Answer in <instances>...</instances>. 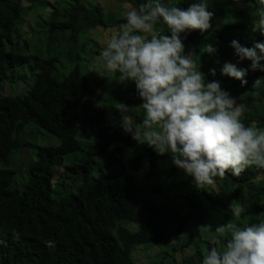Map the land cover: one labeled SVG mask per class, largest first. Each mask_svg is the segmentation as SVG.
I'll return each mask as SVG.
<instances>
[{
  "label": "trees",
  "instance_id": "obj_1",
  "mask_svg": "<svg viewBox=\"0 0 264 264\" xmlns=\"http://www.w3.org/2000/svg\"><path fill=\"white\" fill-rule=\"evenodd\" d=\"M100 1L0 0V264H136V253L152 248H146L148 243L171 242L185 234L187 246L193 247L200 226L221 222L219 210L225 208V220L232 219L228 199L244 206L249 222L264 212V169L253 165L238 177H217L221 193H209L210 186L197 188L169 153L138 146L121 129L116 104L127 105V114L140 124L142 101L134 82L120 84L118 73L107 72L101 62L92 65L102 51L95 29L118 32L126 23L121 11ZM129 1L137 9L145 2ZM186 1L162 0L181 9L188 8ZM208 4L214 13L211 27L181 33L185 54L191 51L206 82L219 81L239 97L247 126L264 130V71L250 70L248 60L237 66L249 69L242 86L221 75L220 64L223 58H238L231 41L249 48L264 42L259 25L264 3ZM31 14L33 22L25 31ZM156 27L170 35L165 25ZM206 45L217 51L209 54ZM68 58L74 64L59 74L63 68L57 63ZM22 67L34 76L27 92L3 94L7 79L29 78L28 72L18 75ZM257 79L261 83L253 87ZM40 135L45 143H37ZM28 144L35 153L20 190L14 184L12 154ZM59 185L66 187L64 194ZM241 218L234 222L243 227ZM228 238L220 237V244ZM216 245L209 243V249ZM193 248L179 264H202L200 245Z\"/></svg>",
  "mask_w": 264,
  "mask_h": 264
},
{
  "label": "clouds",
  "instance_id": "obj_2",
  "mask_svg": "<svg viewBox=\"0 0 264 264\" xmlns=\"http://www.w3.org/2000/svg\"><path fill=\"white\" fill-rule=\"evenodd\" d=\"M264 3V0H260ZM208 0H198L187 9L162 0H145L140 7L126 12V23L107 39L100 53L107 72L118 73L117 82H134L142 103L143 119L135 123L129 108L117 103L120 127L137 144H147L159 154L169 153L172 163L195 186L204 189L227 173L240 176L248 167L264 169V130L247 126L241 119L243 107L216 80L205 81L194 56L185 54L181 33L206 32L214 16ZM157 24L167 27L161 33ZM259 25L264 33V10ZM240 61L251 62L250 70L264 71V42L244 47L238 41L230 45ZM209 54L217 50L206 45ZM249 69L226 62L221 75L247 83ZM215 76V69L210 70ZM257 79L253 87L259 86ZM228 211L232 219L215 229L218 237L230 234L222 247L212 246L202 264H264V212L258 221L243 227L238 221L244 206L232 201ZM54 242H49V247Z\"/></svg>",
  "mask_w": 264,
  "mask_h": 264
},
{
  "label": "rangeland",
  "instance_id": "obj_3",
  "mask_svg": "<svg viewBox=\"0 0 264 264\" xmlns=\"http://www.w3.org/2000/svg\"><path fill=\"white\" fill-rule=\"evenodd\" d=\"M194 2H198V0H187L185 2L186 7H189L192 3ZM215 2V1H213ZM100 4L103 6H110V10L112 11H121V14L119 17H126V12L132 8H134L131 4V2L129 0H101ZM242 5H246L244 3H241ZM222 12H224V10H222ZM234 14V13H233ZM33 14H31L26 21L25 24V31H28L30 28V24L33 22V18H32ZM116 29H105L102 27H99L97 29H95L94 33H93V37L94 39H96L100 45H101V49H103V47L106 44V41L108 38L111 37V35L116 34ZM191 53V51H188L187 54ZM99 62H101L100 59V55L95 54L93 56L92 59V65H97ZM226 62H231L233 64H235L236 66L239 65H245L246 60L244 61H240L238 58H223L221 63L222 65H224ZM60 68H63L61 71H59V74H63V72H65L66 70H68L70 68V66H72L74 63L71 61L70 58L68 59H64L60 62L57 63ZM199 71H201V69H198ZM26 72H28L29 78L26 80L20 79V80H13V79H7L4 83H3V87L1 92L3 94H24L27 92V90L29 89L30 84L33 82V75H31V72L29 71V68H24L22 67L20 69V71L18 72V75H23ZM222 88L226 91L229 92V89L222 86ZM234 98L237 100V103L239 105H243V103L241 102V100L239 99L238 96H234ZM262 104L264 105V102H262ZM261 118H258V120H260ZM41 134V133H39ZM36 135V134H35ZM25 141V140H24ZM29 141V140H28ZM26 142V141H25ZM46 139H42L41 135L37 140L38 144L41 143H45ZM137 144V143H136ZM138 146H141L140 144H137ZM132 149H130V152L128 153L129 156H133V153L131 152ZM35 153V149L32 145H24L20 148L15 149L14 153L12 154V163H11V167L13 169L16 170V177H15V181L14 184L17 188H19L20 190L23 189L25 182L28 179V163L29 161L32 159L31 156H33ZM132 167L129 166V172L132 171ZM210 190H208L209 193H218L220 194L221 189L218 186L217 183H214L213 185H211L209 187ZM59 190L62 191V194L65 193L66 191V187H64V185H59ZM75 190V188L73 189ZM54 196L56 198H58L60 196V194L55 193ZM226 203H231V200L228 199L227 201H225ZM229 208V205H226ZM225 209V208H224ZM221 209L219 210L218 214L219 216H217V219H220L221 222H217V221H213L211 222L212 224L210 226L204 227V226H200L199 228V235L194 239L193 241V247L197 245H200L199 250H201V252L203 254H205L208 250H209V243L211 244H215L217 243V247H222V245L220 244V237H218V234L215 232V229L221 225H225L226 223H228V221L225 220L224 217V213L225 210ZM260 214V212H259ZM246 216H242V220L244 222V225L252 223L251 221H253L254 219L252 218L250 220V222L248 221V219L245 218ZM258 217V216H257ZM256 217V218H257ZM255 218V219H256ZM258 219V218H257ZM256 219V220H257ZM254 223V222H253ZM238 224V223H237ZM241 224V223H240ZM238 224V226L240 225ZM242 225V226H244ZM230 235V234H228ZM227 235V236H228ZM186 235L184 234L182 237H176L174 240H172L171 242H161L159 244H155V243H148L146 245V248L149 249L147 251V253L144 254V252L142 253L141 251H138L139 253H136L137 256V260H136V264H144V263H149L150 260L153 264H179V263H183V260L185 257L189 256V254H191L194 250V248L192 246H187V242L185 240ZM136 259V258H135Z\"/></svg>",
  "mask_w": 264,
  "mask_h": 264
}]
</instances>
